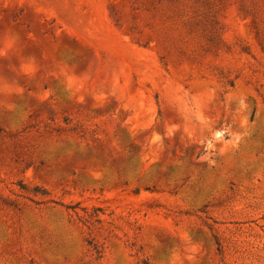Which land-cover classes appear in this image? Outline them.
<instances>
[{"label":"rangeland","instance_id":"obj_1","mask_svg":"<svg viewBox=\"0 0 264 264\" xmlns=\"http://www.w3.org/2000/svg\"><path fill=\"white\" fill-rule=\"evenodd\" d=\"M145 262L264 264V0H0V264Z\"/></svg>","mask_w":264,"mask_h":264},{"label":"trees","instance_id":"obj_2","mask_svg":"<svg viewBox=\"0 0 264 264\" xmlns=\"http://www.w3.org/2000/svg\"><path fill=\"white\" fill-rule=\"evenodd\" d=\"M89 245L92 246V247L94 246V244H93L92 242H89ZM94 250H95V252H96L97 255H100V254H101V253L98 251V247L94 246ZM144 264H148V263L145 262Z\"/></svg>","mask_w":264,"mask_h":264}]
</instances>
